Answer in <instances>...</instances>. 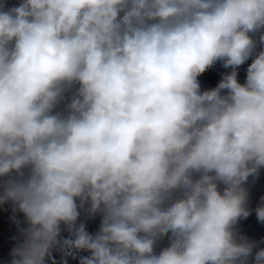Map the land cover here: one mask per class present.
Returning <instances> with one entry per match:
<instances>
[{
  "label": "clouds",
  "instance_id": "clouds-1",
  "mask_svg": "<svg viewBox=\"0 0 264 264\" xmlns=\"http://www.w3.org/2000/svg\"><path fill=\"white\" fill-rule=\"evenodd\" d=\"M261 170L264 0H0L10 264H264L238 228Z\"/></svg>",
  "mask_w": 264,
  "mask_h": 264
}]
</instances>
